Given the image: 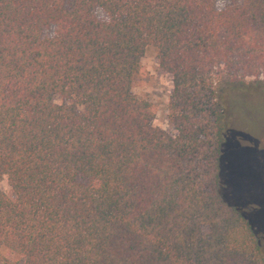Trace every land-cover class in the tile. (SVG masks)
Segmentation results:
<instances>
[{"label":"trees","instance_id":"trees-1","mask_svg":"<svg viewBox=\"0 0 264 264\" xmlns=\"http://www.w3.org/2000/svg\"><path fill=\"white\" fill-rule=\"evenodd\" d=\"M149 48L173 133L133 92ZM238 88L264 91V0H0V264H264Z\"/></svg>","mask_w":264,"mask_h":264},{"label":"rangeland","instance_id":"rangeland-1","mask_svg":"<svg viewBox=\"0 0 264 264\" xmlns=\"http://www.w3.org/2000/svg\"><path fill=\"white\" fill-rule=\"evenodd\" d=\"M231 4L232 0H218L219 9ZM97 15L106 19L101 10L97 11ZM141 65L142 75L136 80L133 92L154 105V125L173 133L168 119L170 96L174 89L173 77L161 68L155 48L146 51ZM226 95L234 122L228 152L229 180L236 197L243 201L264 232V91L227 90ZM57 102L60 101L57 99ZM0 188L12 197L7 179L1 182Z\"/></svg>","mask_w":264,"mask_h":264}]
</instances>
